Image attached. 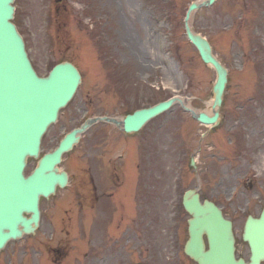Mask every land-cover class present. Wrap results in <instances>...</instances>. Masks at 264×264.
Returning a JSON list of instances; mask_svg holds the SVG:
<instances>
[{
	"label": "rangeland",
	"instance_id": "374dc122",
	"mask_svg": "<svg viewBox=\"0 0 264 264\" xmlns=\"http://www.w3.org/2000/svg\"><path fill=\"white\" fill-rule=\"evenodd\" d=\"M192 1L68 0L66 4L71 11L65 21L71 18L67 31L72 35L73 45L56 53L52 52L54 44L64 39L60 36L57 40L55 33L54 0L16 1L15 21L36 71L47 76L63 58L82 64L85 71L82 88L58 124L45 136L43 153L55 146L54 135L67 114L78 107L81 95L82 108L86 99L91 106L90 115L113 113L112 97L124 101L128 98L133 109L173 96L191 100L200 109L206 107L212 100L216 73L202 63L185 36L184 16ZM95 18L100 25L93 30ZM194 27L211 41L216 56L229 70L228 106L241 107L244 95L253 94L254 99L249 100L254 102L251 108L264 114V0H218L214 7L196 14ZM98 44H105L102 50L95 48ZM99 56L111 63L115 61L118 73L112 74L111 67H101ZM158 87H162L160 92ZM118 92L120 96H116ZM87 95L91 96L86 98ZM258 97L263 98L260 103L255 102ZM260 109L263 110L258 112ZM173 114L176 113H167L149 126V130L156 126L162 129L148 138L152 145L149 163L146 166L140 163L142 167L136 174L140 187H150L156 193L170 188L175 172L181 170L183 163L188 165L197 147L200 128L187 121L181 122L184 125L180 127V122L169 123ZM92 144L90 133L84 136L77 151H90ZM92 153L96 157L101 150ZM118 153L116 147L109 157L115 158ZM97 161L102 167L108 159ZM36 164L37 161L30 160L27 173ZM183 186L194 187V183L185 180Z\"/></svg>",
	"mask_w": 264,
	"mask_h": 264
},
{
	"label": "flooded vegetation",
	"instance_id": "af4514ba",
	"mask_svg": "<svg viewBox=\"0 0 264 264\" xmlns=\"http://www.w3.org/2000/svg\"><path fill=\"white\" fill-rule=\"evenodd\" d=\"M223 117L232 122L229 135L235 137L234 122L239 119ZM241 119L240 140H235L234 149L221 162L202 156L205 187L200 188V195L232 220L237 256L250 263L252 252L244 232L249 216L259 218L264 210V171H257L255 165L264 163V126L250 124L246 114ZM220 131L218 136L227 134ZM69 168L68 187L43 200L36 234L15 242L5 253L9 264H196L184 252L186 190L179 188L175 193L169 188L156 193L145 188L142 196L136 195L127 172L116 165L104 177L88 172L82 153Z\"/></svg>",
	"mask_w": 264,
	"mask_h": 264
},
{
	"label": "water",
	"instance_id": "95a60500",
	"mask_svg": "<svg viewBox=\"0 0 264 264\" xmlns=\"http://www.w3.org/2000/svg\"><path fill=\"white\" fill-rule=\"evenodd\" d=\"M13 1L0 0V250L10 240L32 234L39 223L40 197L47 198L55 193L57 186H65L66 177L58 174L57 165L63 153L72 149L73 141H65L56 153L41 159L38 169L30 177L25 178L23 171L28 157H39L41 136L56 121L59 110L65 107L80 83L76 73L67 65H63L61 68L65 70L58 71V76L53 79L36 77L25 54L23 40L11 23L15 11ZM214 1L194 3L185 21L187 35L198 47L203 61L212 64L218 72L212 107L215 116L210 119L205 114L200 115V120L205 123L218 121L227 71L213 56L208 42L192 31L190 16L194 10ZM61 76H67L71 81L61 79ZM173 102L128 117V120L142 119V123L131 130H137L145 121L168 109ZM193 115L196 116L195 113ZM127 129L129 131L130 127ZM194 202L197 203V197ZM194 202L186 201L188 210L195 214L191 221V241L187 247L189 255L201 264H244L234 256L232 224L224 220L219 210L196 208ZM25 214H32V218L27 219ZM205 233L211 245L209 252L205 251L202 238ZM247 235L257 257L260 245L264 244V233L262 229H250Z\"/></svg>",
	"mask_w": 264,
	"mask_h": 264
}]
</instances>
